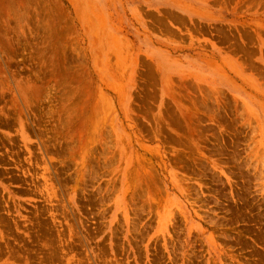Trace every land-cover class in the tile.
<instances>
[{
    "label": "rangeland",
    "instance_id": "1",
    "mask_svg": "<svg viewBox=\"0 0 264 264\" xmlns=\"http://www.w3.org/2000/svg\"><path fill=\"white\" fill-rule=\"evenodd\" d=\"M0 264H264V0H0Z\"/></svg>",
    "mask_w": 264,
    "mask_h": 264
}]
</instances>
